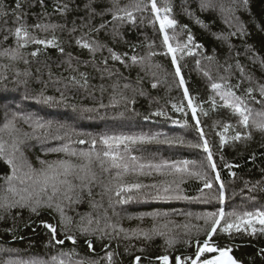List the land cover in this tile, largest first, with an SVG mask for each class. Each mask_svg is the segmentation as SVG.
<instances>
[{"label":"trees","instance_id":"obj_1","mask_svg":"<svg viewBox=\"0 0 264 264\" xmlns=\"http://www.w3.org/2000/svg\"><path fill=\"white\" fill-rule=\"evenodd\" d=\"M134 2L137 0H119V7ZM139 2L144 11L134 12L136 20L132 23L127 19L113 20L112 12L105 11L109 8L116 10L110 0H96L92 4L96 12L104 11L103 16H90L89 9L85 7L88 0H44L43 6L39 0H23L18 10L17 0H3L6 15L0 16V50L16 46L15 37L6 29L14 30L19 23H24L29 26V33L38 39L51 40L55 37L64 51L61 53L55 46L29 43L21 49L23 59L10 61L0 58V64L8 65L7 69H0V129L16 114L18 130L11 134L6 130L0 131V138L5 141L6 151H10L14 139L22 141L16 156L18 163H25L23 170L27 171L26 164L38 169L41 167L39 160L69 158L63 153L49 151L52 148L68 143L77 152L88 151L91 139L103 135L159 134L160 139L181 136L186 142L202 144L200 131L196 128L199 120L216 171L207 166V154L202 148H189L187 144H137L132 146L130 154L138 157L141 163L167 161L171 165L183 160L195 161V165L189 164V170L202 171L205 179L211 181L212 188H205V179L199 177L179 173L162 176L147 168L144 169L145 173L151 171V175L130 172L118 180L116 169L106 172L99 162L94 161L91 172L95 174V179L84 182L88 187H80L81 181L74 179L73 183L78 187L72 193V200L58 201L65 216L71 218L67 227L61 226L59 213L47 207H41L38 214L27 207L12 208L7 212L0 210V264H8L9 261L17 264L31 261L53 264V257L63 259L65 264H75L80 259L108 264L105 259L108 252L113 253V264H136V257H140L139 264H163L159 258L165 255L169 257V264H175L176 257L190 264L196 257L197 248L202 247L207 239L204 220L197 217L222 209L225 220L233 222L235 218L227 216V213L235 211L242 215L246 211H264V132L252 127L251 120L247 129L240 125L239 117L223 106L220 96L211 88L212 83H222L225 89L231 87L253 109V119H259L256 113L264 111V105L256 102L262 99L258 88L264 85V66L261 64L264 61V0H247L246 4L241 2L235 15L244 25L246 34L231 36L227 42L216 38V34L226 35L234 30L224 21L229 13L219 11L221 0H214L217 7L207 10H201V0H156L161 9L166 4L171 8L169 18L177 21L175 29H166V32L170 37L169 43L174 48L177 45L182 48V51L177 50L176 57L184 79L183 87L179 84L180 77L175 75L171 54L165 55L168 49L163 43L164 33L160 31L159 22L153 23L155 17L151 0ZM222 2L226 8L232 6V0ZM56 4H67L69 10L62 14L55 9ZM17 14L21 15L19 22H16ZM37 23L64 27L44 32L32 27ZM101 24L105 27L100 28ZM73 27L75 31H72ZM97 28H100L98 32L94 30ZM189 35L193 38L191 43L188 42ZM78 39L96 41L103 47L93 55L77 45ZM33 51L38 54L30 55ZM112 52L125 63L114 61ZM150 52L156 53L151 57V64L159 65V69H142L140 64L133 65L131 57H147ZM189 52L192 54L189 55ZM209 57L212 59L209 60ZM105 59L107 64L104 63ZM24 60L28 63L25 64ZM237 64L243 67V75ZM205 71L211 79L204 75ZM80 73L87 75V84L83 83ZM73 76L81 83L72 81ZM221 77L225 80L221 81ZM153 83L157 84L155 88L152 87ZM113 84L120 85L116 93ZM124 84L131 87L125 89ZM249 87L254 89L251 96L246 92ZM185 88L188 98L184 96ZM133 89L136 91L133 92ZM141 90L143 95L140 94ZM119 93L128 99H135V103L121 100ZM113 95L120 100L115 106L111 104ZM25 96L28 98L25 99ZM43 97H52L53 100L48 104L37 103L36 98L42 101ZM189 99L196 108L195 119L192 109L188 107ZM101 104L105 107L101 108ZM173 105L182 108V111H176ZM84 108L96 111L84 112ZM157 111H162L164 115H153ZM29 115L42 122L52 121V128L33 133L22 118ZM226 125H231L228 131H225ZM249 132L251 139H243ZM24 133L29 135L25 136ZM237 133L242 135L239 141L232 139ZM221 135L226 141L223 144ZM57 136L63 139H57ZM80 139L86 142L80 144ZM100 147L97 144V149ZM70 159L80 163L75 158ZM216 172H219V181L215 179ZM9 174L11 169L0 159V195L4 194L6 187L4 177ZM173 179L178 187L173 185L169 194L187 199L156 200L152 198L156 189L151 187L132 189L130 192L125 190L120 197L115 195L118 184H157L162 187V182ZM221 183L224 202L206 198L209 194L218 195ZM128 196L133 199L123 204L117 202ZM164 213H167L166 217ZM152 214H159L157 221H153ZM141 216L143 220L135 219ZM167 221L171 223L167 229H163L166 233L164 236L154 235L146 239L142 235H131L132 230L148 231L153 224ZM45 224L56 226L55 239L63 240V244H57L52 239ZM108 224L124 228L130 238L125 239L123 233L117 234L111 228H107L106 233L96 231L82 234L79 230L81 226L105 229ZM185 225L188 227L185 228ZM252 226L256 228L255 233L247 224H241L240 231L233 228L228 233L218 228L209 243L229 250L238 264H264V232L260 231L264 225L254 221ZM66 235H73L76 243L67 240ZM101 236L103 239L99 238ZM88 240L92 241L91 250ZM168 240L173 243L170 245ZM62 253L68 255L62 256ZM218 255V252L203 253L201 261Z\"/></svg>","mask_w":264,"mask_h":264},{"label":"snow or ice","instance_id":"obj_2","mask_svg":"<svg viewBox=\"0 0 264 264\" xmlns=\"http://www.w3.org/2000/svg\"><path fill=\"white\" fill-rule=\"evenodd\" d=\"M96 0H88V3L85 5L86 8L89 9L90 16L92 14L95 15H101L103 16L105 13L104 11L96 12L94 8H92V4L95 3ZM110 2L113 4V8L116 10L113 11L112 8L106 9L105 11L112 12V18L113 20H119L124 21L127 19L128 21L135 23L136 17L134 15V12H142L144 11V8L141 7V3L139 0L137 2H134L128 6L125 7H119V0H110ZM247 3V0H232V6L225 7V4L222 2L219 3V11L221 13L227 12L229 13V16L224 17V21L226 24H228L230 29H234L233 31H229L226 35L225 34H216V38L218 40H224L225 42L228 41V39L231 36L235 35H244L246 34V30L244 25L239 21V18L235 15V12L239 8L240 4ZM23 0H17L16 3V9H20L22 7ZM39 3L41 6L44 4V0H39ZM5 5L3 3V0H0V16L6 15L5 12ZM55 9L62 14L66 13L69 10V6L67 4H56L54 5ZM201 10H207L208 8L215 9L217 7V4L214 2V0H201ZM151 10L154 14V21L159 22L160 31L164 33L163 37V43L167 46L168 52L165 53L171 54L172 56V64L175 66V75L177 77H180L179 84L181 87L184 86V79L181 76V70L180 66L177 63V57L176 52L177 50H181L182 48L180 45H177L176 48H174L170 43V37L166 32V29H175L177 25V21L175 19L169 18L168 13L171 12V8L165 5L163 9L157 6L156 0H151ZM164 13L161 15V13ZM21 20V15H16V22H19ZM28 25L24 23H19V26L15 27V29H6V31L9 32L10 35H13L15 37V44L16 46L8 47L0 50V58H7L10 61H17L20 59H23V54L21 52V49L26 48L29 43L32 44H41L45 47L49 46H55L59 48V51L63 53L64 49L59 47L57 44V41L55 37L51 40H42L38 39L34 36H32L28 31ZM32 27L36 29H40L41 31L47 32L50 29L55 30L57 28H63L64 25H57V24H43V23H37L35 25H32ZM105 27L104 24L100 25V28ZM100 28L94 29L95 31H99ZM72 31H75V27H73ZM7 39V36L5 37V40ZM191 35L188 36V42H192ZM77 45H79L82 48L87 49L90 53L93 55L99 51L103 45L97 43L96 41L88 42L84 41L83 39H78L76 41ZM185 45L184 47H186ZM195 47H199V45H195ZM111 52V49H109ZM38 54L37 51H33L30 53L32 56H36ZM192 53L189 52V55ZM155 52H150L147 57L137 58L135 56L131 57V61L133 65L140 64L141 68H156L159 69V65H153L151 64V57L155 56ZM111 58L114 61H120V63H125L124 60L121 59L120 56L116 55L114 52L111 53ZM209 60L212 58L209 57ZM24 63L27 64L28 61L24 60ZM105 64H107V60L104 61ZM199 64V61H197ZM262 66H264V61H261ZM127 66V65H126ZM8 65L0 64V69H7ZM69 67H71V62L69 61ZM237 67L239 71L241 72V75L244 74V69L239 64H237ZM73 71H76V69H72ZM227 71V69H226ZM2 75V74H0ZM17 76L20 75L19 72L16 73ZM25 75H28L25 73ZM111 75V73H109ZM155 75V73H153ZM205 76H208L209 79H211L209 73L207 71L204 72ZM80 77L83 80L84 84H87V75L85 73H80ZM4 79H7L6 76H3ZM72 81L79 84L81 83L80 80H77L75 76L71 77ZM225 80L224 77H221V81ZM157 86L156 83L152 84V87L155 88ZM113 91L116 93V90L120 87L119 84H113ZM123 87L125 89L130 88L131 86L128 84H124ZM235 87H239V85H236ZM211 88L214 92H216L217 95L220 96V99L223 101V106L231 109L232 113L234 115H237L239 117V124L242 125L244 128H249L250 120L251 125L255 129L264 132V111H260L256 113V116L259 117V119H253L252 113L253 109L248 107L243 98L236 95V93L232 90L231 87H228L225 89L224 85L222 83H212ZM101 91H103V87H101ZM136 89H133V92H135ZM254 89L252 87H249L246 89V92L249 96L253 93ZM259 95L262 98L261 100L256 101L257 103H260L261 105H264V85L259 86L258 88ZM140 94L143 95V91H140ZM42 95V94H41ZM121 100H125L127 103L134 104L135 99H128L123 95V93H119ZM184 96L185 98H188V90L187 88L184 89ZM28 97L25 96V99ZM37 103L43 102L45 104L50 103L53 98L52 97H43V100L41 101L40 98H36ZM120 103V100L116 99V96L113 95L112 98V106H115L116 104ZM213 104H215V101H213ZM101 108L105 107L104 104L100 105ZM188 107L192 109L193 118L195 119L196 116V108L193 107L192 100H188ZM173 108L176 111H182V108H177L176 105H173ZM84 112H93L96 111V109L93 108H84ZM153 115L156 116H162L164 113L162 111H157L153 113ZM17 118L16 114H13L12 119L7 120L6 123L3 125V129H0V131H8L10 134L12 132L18 131L16 129L15 120ZM26 123L29 124V126L32 128L33 133H35L37 130H47L52 128V121L48 122H42L40 119H34L32 116H26L22 117ZM187 121H185V124ZM60 127H64V125H61ZM231 127V125L225 126V131H228V128ZM196 128L200 131V138L203 140V143H192L191 141H185V139L181 136H175V137H165L164 139L159 138V134L157 135H103L98 138H92L90 143L91 147L88 151H79L73 150L70 148L68 143L63 144L60 147L52 148L49 151L56 152V153H63L66 157H69L68 159H58L56 161H47V160H39L40 168L36 169L33 168L31 164H26L27 171H24L25 163H18V157L16 156V153L20 151L19 144L22 143V141H19L18 139H14L10 145V151H6L5 149V141L0 138V159H2L11 169V174L6 175L4 177L6 187L4 188V194L0 195V210H3L5 212L11 210L12 208H29L33 213L39 212V209L41 207H47L50 209H53L60 215V223L62 227H67L68 224L71 223V218L66 217L64 214L63 207L58 202L61 199L66 200H72V193L74 190L78 187V185L73 183V180H79L81 181L80 187H88V184L84 183L86 180L89 179H95V174L91 172V165L94 161H97L100 163L101 168L104 171H109L111 169H116V179H121L125 174L128 173H134L138 175H151V171L145 173L144 169H152L157 171L160 175H175L177 173L179 174H186L187 176H195L199 177L201 179H205V174L202 171L197 170H189V164L195 165V161H188L183 160L179 162H175L171 165L168 164L167 161H162L159 164H154L151 162L148 163H141L139 162V158L136 156H133L130 154L131 148L133 145L137 144H146V143H158V144H178V145H185L187 144V147L189 148H202L203 151L207 154L206 160H207V166L210 167L213 171H216V164L213 161V155L212 152L208 146L207 140H204V134L202 129H200L199 120L196 122ZM25 136H28V133H24ZM67 135V133H65ZM57 139H63L61 136H57ZM242 138V135L240 133H237L234 137H232L233 140L239 141ZM243 139H251V133L243 136ZM86 141L83 139H80L78 143L83 144ZM225 137L221 135V144L225 143ZM97 144L101 145L99 149H97ZM75 158L76 160L80 161V163H74L72 159ZM229 167H232L229 165ZM233 175H235L233 173ZM183 179V175L181 176V180ZM215 179L217 181L220 180L219 172H216ZM173 185H177V181L173 179L171 182H162V187L158 186L157 184L152 185H143L141 183H133V184H118L116 186L115 195L117 197L121 196V193L125 190L131 191L132 189H141L144 187H151L153 189H156V193L154 196H152L153 199L156 200H169V199H187V197H181V196H175L169 194L170 190L172 189ZM178 187V185H177ZM204 187L211 189L212 183L211 181L205 179ZM50 190V193H49ZM111 190V189H109ZM90 194V193H89ZM208 199H217L220 203L224 202V191H223V184H220L219 194L216 196H213L211 194L206 197ZM133 199V197L128 196L126 198H122L118 200V203H127L128 200ZM159 214H152L153 221L158 220ZM165 217L167 216V213L163 214ZM227 216L235 218V221H239V223H236L235 221L229 222L228 220H225V213L221 209L218 212H211L205 214L203 217H197V219H203L205 226H206V235L207 239L204 240L203 246L197 248V254L195 259H192L190 264H238V262L229 255V250L225 249H219L209 243L211 240L213 234H215L220 228L221 231L228 233L231 229L235 228L236 231H240V225L241 224H247L249 227H252V232H256V228L253 227V222L259 223L260 225H264V211H256V212H244L242 215L238 214L237 212L233 211L231 213H227ZM131 218V217H130ZM135 219L143 220L144 217H135ZM224 221V225L221 226V221ZM171 223V221H167L165 223H156L153 224L152 228L148 231H144L143 229H135L132 230L131 235L133 236H143L146 239H151L154 235L164 236L166 233L163 231V229H167L168 225ZM91 224V221L89 220V225ZM210 226V227H207ZM45 227L48 228V230L52 234V239L55 240L57 244H63V240H56L57 235V229L56 226L45 224ZM185 228L188 227V225L184 226ZM195 227V226H194ZM107 228H111L112 231L124 234V238L128 239L130 238L129 232L125 230L122 227H118V225H112L108 224L105 229H91L89 227L81 226L80 232L82 234H89L90 232H102L106 233ZM261 232H264V227L260 229ZM67 240H70L73 244L76 243V239L73 235H66L65 237ZM100 239H103V236L99 237ZM189 242V241H186ZM168 243L171 245L173 243L172 240H168ZM199 244V240L197 241ZM88 248L92 249V241H87ZM215 253L218 252L219 255L212 259H204L201 261V256L203 253ZM63 255H68L66 253H62ZM113 253L108 252L106 253L105 259L108 261V264H113ZM163 261V264H169V257L167 255L160 257ZM53 264H65V261L63 259L58 260L56 257L52 258ZM140 257H136V264H139ZM8 264H17V262L9 261ZM25 264H40L38 261H31V262H25ZM75 264H97L96 261H87L84 259H80L75 261ZM175 264H188L187 260H183L181 257H176Z\"/></svg>","mask_w":264,"mask_h":264},{"label":"rangeland","instance_id":"obj_3","mask_svg":"<svg viewBox=\"0 0 264 264\" xmlns=\"http://www.w3.org/2000/svg\"><path fill=\"white\" fill-rule=\"evenodd\" d=\"M229 255H230V253H229Z\"/></svg>","mask_w":264,"mask_h":264}]
</instances>
